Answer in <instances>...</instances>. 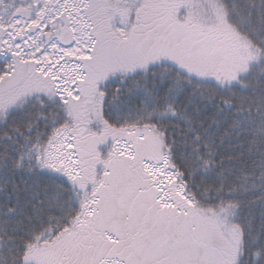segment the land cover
<instances>
[{
  "label": "snow or ice",
  "instance_id": "6c2138e0",
  "mask_svg": "<svg viewBox=\"0 0 264 264\" xmlns=\"http://www.w3.org/2000/svg\"><path fill=\"white\" fill-rule=\"evenodd\" d=\"M0 264H264V0H0Z\"/></svg>",
  "mask_w": 264,
  "mask_h": 264
}]
</instances>
